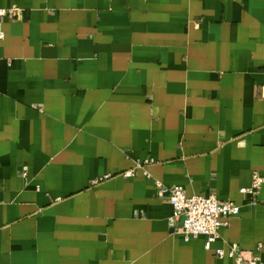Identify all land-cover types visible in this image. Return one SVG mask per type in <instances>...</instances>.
<instances>
[{"label":"crops","instance_id":"obj_1","mask_svg":"<svg viewBox=\"0 0 264 264\" xmlns=\"http://www.w3.org/2000/svg\"><path fill=\"white\" fill-rule=\"evenodd\" d=\"M1 10L0 264H235L156 182L239 205L219 235L264 264V0Z\"/></svg>","mask_w":264,"mask_h":264},{"label":"built area","instance_id":"obj_2","mask_svg":"<svg viewBox=\"0 0 264 264\" xmlns=\"http://www.w3.org/2000/svg\"><path fill=\"white\" fill-rule=\"evenodd\" d=\"M6 15L5 10L0 11V16ZM148 176V173L145 171ZM127 177L133 176V171L125 173ZM263 178L254 173L250 187L240 190L241 193L251 197L250 205H257V196L263 185ZM156 190L159 198H167L173 207L174 218L183 219L181 227L176 228L172 221L173 231L182 234L185 240L203 236L205 248L211 250L218 241L221 247L214 250L219 259H230L235 264H261L258 257L247 258L246 252L241 251L237 245L223 241L219 235V229L227 225L226 220L241 213V207L232 201H221L216 195L208 197L188 196L182 187H168L156 182ZM261 247L258 248L260 250Z\"/></svg>","mask_w":264,"mask_h":264}]
</instances>
